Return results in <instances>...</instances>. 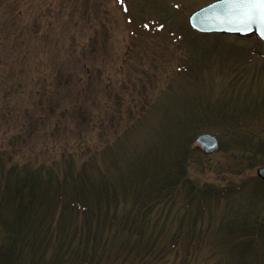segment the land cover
<instances>
[{"label":"rangeland","instance_id":"1","mask_svg":"<svg viewBox=\"0 0 264 264\" xmlns=\"http://www.w3.org/2000/svg\"><path fill=\"white\" fill-rule=\"evenodd\" d=\"M212 1L0 0V102L10 93L15 117L0 119V141L24 142L18 162L62 173L64 151L75 152L85 137L93 151L78 165L90 163L117 182L142 170L144 157L167 141L197 148L201 133L219 139L216 152L192 155L190 173L219 196L189 216L172 202L139 218L162 241L189 231L202 245L147 264H264V180L257 173L264 166V45L254 35L195 33L189 15ZM87 66L97 75L81 117L78 109L64 111L76 99L68 73ZM90 110L104 115L99 123ZM137 211L131 201L117 207L125 217ZM62 214L32 233L39 253L21 262L71 263V252L89 248L84 228L107 249L93 264H141L115 260L123 247L142 244L138 236Z\"/></svg>","mask_w":264,"mask_h":264},{"label":"trees","instance_id":"2","mask_svg":"<svg viewBox=\"0 0 264 264\" xmlns=\"http://www.w3.org/2000/svg\"><path fill=\"white\" fill-rule=\"evenodd\" d=\"M96 75L91 66L81 72L68 73L69 78H73L76 83L73 84L76 99L65 106L64 111L78 109L80 116H84L82 100L85 94L91 92L92 80ZM63 76L62 72V79ZM106 100L105 97L107 106ZM13 105L10 93L5 95L0 102V119L15 118L11 115L14 112ZM90 112L91 121L95 123H99L98 120L104 116L93 110ZM61 117L62 114H57V120ZM85 139L82 138L81 146L75 152L64 151L62 159L66 160L68 167L62 173L51 170L42 172L41 168H33L28 162H18L17 156L25 146L22 140L17 143L12 140L5 144L0 141V230L3 234L0 264H25L21 261L26 253L32 259L37 256L41 245L32 233L40 234V224L54 223L58 209L65 218V214L81 217L85 220L83 225L92 221L100 228L117 226L138 236V242L142 244L119 250L116 256L121 258L115 260L121 259L122 262L139 260V263L147 264L146 260L152 258L162 261L175 249L191 250L202 245V241H195L189 231L180 233L176 239L162 241L161 236H153L139 222V218L157 205L181 202L189 216L194 209L206 207L209 201L207 198L220 195L215 185L200 184L190 174L192 155L202 149L184 140L178 144L175 140L167 141L159 150L160 153L144 157L146 161L141 164L142 170L122 175L115 182L101 168L95 169L90 163V167H86V164L78 165L83 156L93 151L94 145L85 144ZM126 201H131L138 209L135 216L118 214V204ZM81 230L89 245L84 253L89 254L71 252L69 257H72V261L69 264H93L96 257H104L107 252L106 246L94 232L84 228Z\"/></svg>","mask_w":264,"mask_h":264},{"label":"water","instance_id":"3","mask_svg":"<svg viewBox=\"0 0 264 264\" xmlns=\"http://www.w3.org/2000/svg\"><path fill=\"white\" fill-rule=\"evenodd\" d=\"M188 23L194 31L201 34L256 35L264 42V21L259 17L251 21L245 20L230 0H215L200 7L189 15ZM196 143L208 154L220 148L219 139L210 133L199 134ZM257 173L264 180V166Z\"/></svg>","mask_w":264,"mask_h":264},{"label":"snow or ice","instance_id":"4","mask_svg":"<svg viewBox=\"0 0 264 264\" xmlns=\"http://www.w3.org/2000/svg\"><path fill=\"white\" fill-rule=\"evenodd\" d=\"M240 10L242 17L251 21L257 17L264 21V0H230Z\"/></svg>","mask_w":264,"mask_h":264},{"label":"flooded vegetation","instance_id":"5","mask_svg":"<svg viewBox=\"0 0 264 264\" xmlns=\"http://www.w3.org/2000/svg\"><path fill=\"white\" fill-rule=\"evenodd\" d=\"M220 35H227V34H220ZM235 36H237V37H242V36H238V35H235ZM261 42V41H260ZM262 43V42H261ZM264 45V44H263Z\"/></svg>","mask_w":264,"mask_h":264}]
</instances>
